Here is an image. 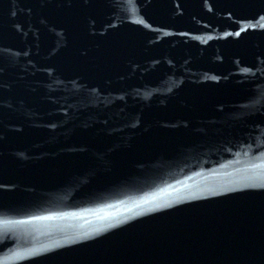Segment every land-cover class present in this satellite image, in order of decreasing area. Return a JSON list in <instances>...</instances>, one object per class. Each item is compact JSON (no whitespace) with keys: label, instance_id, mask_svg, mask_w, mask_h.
<instances>
[{"label":"water","instance_id":"1","mask_svg":"<svg viewBox=\"0 0 264 264\" xmlns=\"http://www.w3.org/2000/svg\"><path fill=\"white\" fill-rule=\"evenodd\" d=\"M0 264H264V0H0Z\"/></svg>","mask_w":264,"mask_h":264}]
</instances>
